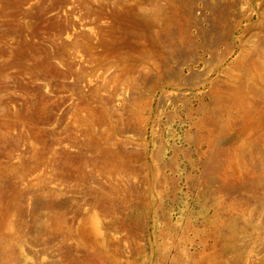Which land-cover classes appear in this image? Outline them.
I'll use <instances>...</instances> for the list:
<instances>
[{
	"label": "rangeland",
	"instance_id": "374dc122",
	"mask_svg": "<svg viewBox=\"0 0 264 264\" xmlns=\"http://www.w3.org/2000/svg\"><path fill=\"white\" fill-rule=\"evenodd\" d=\"M0 264H264V0H0Z\"/></svg>",
	"mask_w": 264,
	"mask_h": 264
}]
</instances>
